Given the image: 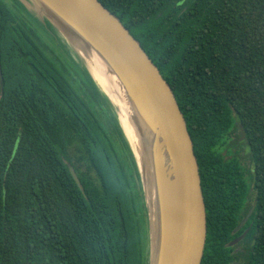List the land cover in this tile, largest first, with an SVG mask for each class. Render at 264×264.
I'll return each mask as SVG.
<instances>
[{
	"label": "trees",
	"instance_id": "obj_1",
	"mask_svg": "<svg viewBox=\"0 0 264 264\" xmlns=\"http://www.w3.org/2000/svg\"><path fill=\"white\" fill-rule=\"evenodd\" d=\"M100 1L184 113L207 212L202 264H264V0ZM0 264H149L144 193L115 109L18 0H0Z\"/></svg>",
	"mask_w": 264,
	"mask_h": 264
},
{
	"label": "water",
	"instance_id": "obj_2",
	"mask_svg": "<svg viewBox=\"0 0 264 264\" xmlns=\"http://www.w3.org/2000/svg\"><path fill=\"white\" fill-rule=\"evenodd\" d=\"M18 1L41 23L51 24L82 62L87 63L83 53L94 52L124 90L149 159L153 199L119 110L110 103L139 171L149 224V264H202L207 212L199 163L184 113L160 69L100 0Z\"/></svg>",
	"mask_w": 264,
	"mask_h": 264
},
{
	"label": "bare ground",
	"instance_id": "obj_3",
	"mask_svg": "<svg viewBox=\"0 0 264 264\" xmlns=\"http://www.w3.org/2000/svg\"><path fill=\"white\" fill-rule=\"evenodd\" d=\"M73 42L77 47L79 46L74 40ZM83 54L85 55L84 57L86 58L87 63L82 62L76 55L75 56L87 70L102 95L105 96L109 102L112 101L114 106L119 110L122 125L127 136L135 147L136 154L144 172L146 187L149 189L148 192H150V198L153 199L151 173L148 162L149 159L144 141L141 137L139 128L136 126L135 118L125 96L124 90L115 76L94 52H90V54Z\"/></svg>",
	"mask_w": 264,
	"mask_h": 264
},
{
	"label": "rangeland",
	"instance_id": "obj_4",
	"mask_svg": "<svg viewBox=\"0 0 264 264\" xmlns=\"http://www.w3.org/2000/svg\"><path fill=\"white\" fill-rule=\"evenodd\" d=\"M237 139H240V137L238 136V133L236 135L233 136V140H237ZM243 139V138H242ZM241 140V139H240ZM243 149H241L242 151ZM245 153H247V151H244L242 155H244ZM243 164L245 166H248V165H251V161L247 158V157H244L243 158Z\"/></svg>",
	"mask_w": 264,
	"mask_h": 264
},
{
	"label": "flooded vegetation",
	"instance_id": "obj_5",
	"mask_svg": "<svg viewBox=\"0 0 264 264\" xmlns=\"http://www.w3.org/2000/svg\"><path fill=\"white\" fill-rule=\"evenodd\" d=\"M251 210H252V213H253V212H254V207H252V208L250 209V211H251ZM250 211H249V212H250ZM249 212H248V213H249ZM248 213H247V215H248ZM247 215H246V216H247ZM246 216H245V217H246ZM245 217H244V218H245ZM241 222H242V221H241ZM246 232H247V231H246ZM238 240H239V239H236V240L234 241V244H235V245H238V244H237Z\"/></svg>",
	"mask_w": 264,
	"mask_h": 264
}]
</instances>
